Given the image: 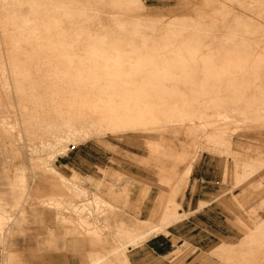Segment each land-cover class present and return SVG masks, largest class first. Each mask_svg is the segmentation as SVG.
<instances>
[{
  "label": "rangeland",
  "instance_id": "rangeland-1",
  "mask_svg": "<svg viewBox=\"0 0 264 264\" xmlns=\"http://www.w3.org/2000/svg\"><path fill=\"white\" fill-rule=\"evenodd\" d=\"M254 2L257 4L254 5ZM242 4L246 6L248 4L254 8L256 6L258 9L255 8L254 12L247 11L242 8L243 6L241 7ZM120 5L124 8H121L122 16H118L122 22H119L118 18L117 21L119 24L122 23L123 26L124 24L128 25L127 27L124 26L127 31L122 30L125 32L121 33L122 31H119L120 34L117 32L115 35L109 34L106 36L109 37L108 39L105 37L107 44L105 41L103 44H106V46L101 44L103 47L93 46L88 48L85 46L84 50L80 48V50H71L70 53H67L70 51L68 50L69 47L66 49L65 46L61 53H54L52 56L58 54L57 56L62 57L59 64L55 62L60 66L59 74L66 77L59 81L60 85L92 84V87L77 86L73 90L76 92L82 91L81 98L86 100L89 97H94L86 93L92 91L93 88L98 93L95 96L96 99L98 98L102 102H110L114 97L107 94L102 85H110L119 90L122 89V85L129 82L113 79L103 81L101 79V84V80L98 81L97 79H72L71 77L75 75L96 76L99 73L106 76L116 75L115 71H106L97 67H78L79 60L73 59L78 55L89 56L90 62L99 65L105 61L109 62L116 59L119 56L117 54H122L125 46L123 54L130 55L131 60L134 61L132 62L127 58L125 63L127 64L128 61L135 65L138 63L137 69L132 68L129 65L130 62L127 65L132 69L134 76L140 74L136 78L140 76L142 79L135 80V83H138L140 87V89H137L144 92L140 98L143 101H154L156 104L155 119L147 122V130L142 128L120 133L110 131L111 129L107 125L82 127L81 130H83L84 135L83 133L76 134L77 136L72 135L69 139H72L71 141H74L75 145L70 146V149H68L65 142L56 141L54 138L56 134L50 130L54 134L52 135L45 125V127H40L33 124L29 129H25L22 119H20L18 99L11 92L12 100L9 103L5 96V88L7 90L9 87V90H14L16 86V90L17 87L18 89L24 87L23 89L31 91L29 93L24 90V93L21 90V96L25 94L24 97H31L30 94L33 92L31 95L34 97L30 99L39 98L44 87H40L37 85L39 83L36 84V82L38 80L40 82L42 75L44 78L47 67L46 69L42 68L45 69L42 72L41 67L43 64L41 65L42 62H40L39 66L41 67H38V69H41L40 72L43 74L38 71L35 72L39 73L40 77L34 73L38 78L34 79V75L28 77V80L29 78L33 79V82L29 83L30 80L25 82L20 78L21 76L17 78V75V80L14 79L18 81L20 78L22 81L19 80L16 83L15 80H12L13 77H10V68L4 62V58L2 64L5 65L6 71L2 69L3 66L0 64V91L5 96L3 97L5 101L1 102L5 105L1 106L0 104V213L5 217V233L3 236L5 235L6 239L5 247L1 248L2 251L7 249V252H9L8 250L13 247L19 250H27L23 259L28 264H33V260L39 259V257L44 258L45 255L50 253H69V256H74L73 250L62 245L64 240L70 243L71 241H79L80 243L83 242L85 249L90 250L89 252H85V250L81 252L82 264L91 263V260L95 257L94 252H99L98 261L105 259L100 264H124L123 256L127 255L129 248L144 243L154 235H169V228L174 223L176 224L187 218L190 214L183 210L182 204L190 176L188 180L184 177H182L183 179L178 177L186 167V164L178 163L176 172L179 174L173 177L171 173L174 166L173 162L168 156L160 154L167 152V150L164 147H152L150 143L161 141V128L166 124L167 127L174 129L178 125V127H182L183 124V127L185 125L190 126L192 120H196L197 123L211 120L210 115L215 113L212 106L218 103L220 110L226 111L218 117L220 118L221 127L228 131L226 143L218 146L212 145L213 143H209L206 141L207 139L205 140L201 129L194 130L191 135H189L190 133L184 135V130H182L175 139L170 133H166L164 143L170 145L174 139L178 149H180L181 143L186 139L188 141L195 140V142L201 141L200 145L197 143V149L194 150L196 152L195 162H198L203 155L220 157L223 162L225 160L224 182L233 181V186L238 187L236 192H231L232 206L236 213L231 221L236 229L233 233L235 239L231 242L218 241L217 247L211 251H202L192 246L188 241L179 242L176 239L173 251L168 256L169 264H246L247 262V264H256V259H262L259 264H264V229L259 227L264 221V43L258 49L245 48L240 44V39H237L238 41L226 39L225 37L229 36L226 33L211 32L215 29V24L212 25L214 22L225 21L227 23L230 20L235 22L236 19L240 23L241 18L248 17L253 18L258 23L261 22V29H264V24H262L264 23L262 2L257 0H138V2H132L131 8H128L129 10L124 6L123 1L120 2ZM20 6L22 7L21 4L16 5L15 0H0V53L3 56L4 51L7 49L6 44L3 43L5 36L11 38L14 42L19 39L21 45L24 44L25 47L29 48V50H24L25 52L34 51L40 55H38L39 57H42L43 52H40L37 45H33V47L35 46L38 50H32V45L30 47L26 42V39H28L26 38L27 34L22 35L21 33L22 26L27 25L30 21L23 22L25 19L23 16H26L30 11H27L29 9L27 6L25 9L27 14L19 11L18 18L23 19L16 22L17 25L13 24L14 8L20 9ZM229 11L232 14L236 13V15L233 14L236 18ZM256 11L257 14H255ZM261 11L263 12L261 13ZM124 12L126 15L123 14ZM28 15H30V12ZM195 21H202L203 24ZM32 22L30 23L32 24ZM136 23L139 26L135 25ZM195 23L196 25H194ZM191 25L203 29L199 31L200 29L195 27V30H192L197 32L195 35V33L189 31L192 28ZM204 25L208 27L210 25L208 29L211 30H206ZM4 27L7 28V31ZM179 27H183V29H179L178 32ZM165 29L168 31L166 32ZM170 29L171 31L172 29L177 31L174 34V30L170 32ZM186 30L188 33L185 32ZM263 32L264 30L255 36L264 40ZM177 33H179L178 36ZM93 38L95 37L88 39L92 41ZM120 38L121 40L126 38L125 42L120 41ZM186 38L188 39L186 40ZM146 39L149 42L147 46L145 45L147 43ZM144 40L146 41L145 44ZM119 41L125 44L120 45ZM134 42H136V45ZM167 43L169 45H165ZM172 43L176 45L170 47ZM143 45L146 47L143 48ZM132 49L138 52L142 50L143 54L146 53L140 55ZM132 53L136 55L133 56ZM102 55L110 58L104 60ZM136 56H139L140 59ZM132 57H136L138 61L132 59ZM183 57V60H179ZM186 57L191 58L187 60L188 62L185 65L183 61ZM193 57L195 58L192 59ZM80 61L87 64L89 62L84 59ZM143 62L145 64L141 66ZM72 63H77L76 67L74 65L73 68L68 69L71 65L73 66ZM139 63H141L140 66ZM127 65H124L123 70L128 68L129 73L131 70ZM21 67L23 66H18V69L23 70ZM50 69L52 70V68ZM51 70H49L50 75L53 74ZM127 71L125 70L126 73ZM5 73L6 75H3ZM262 74L263 76H261ZM50 75H45V83L53 80L49 77ZM48 77L49 81H47ZM19 82H25L22 88ZM53 82L55 83V81H52L51 84ZM49 84L48 86L44 84V86L52 88L53 85ZM58 89L65 90L62 87ZM66 89L70 90V88ZM133 89L135 88L133 87ZM34 92L36 95H34ZM28 93L29 95H27ZM26 98L28 99V97ZM42 98L45 99V96ZM54 98L62 101L67 100L65 96L60 95H56ZM184 100H188V109L183 110L182 113L172 112L173 107L181 106ZM28 101L31 102V100ZM18 115H20V120ZM171 118L178 121H175V123L169 121ZM181 120L184 122H181ZM212 120L215 119L212 118ZM7 121L12 122L14 127L12 125L8 126ZM176 123L178 125H174ZM253 123H256L258 127H247V125ZM65 131H62V133L67 135L68 132ZM84 131H87V133ZM64 147L65 149H63ZM62 149L67 152H63ZM63 156H65V161ZM68 161L72 163L70 167L65 165ZM236 173H239L240 176H236L238 175ZM161 180H164V182ZM175 189L176 193L173 192ZM162 195L164 198L161 197ZM170 196L171 198L175 196L172 199L174 204L171 205V202H168L169 204L166 202L163 206L172 207L171 209H173L176 204V208H179L178 212L183 213L179 218L180 220L173 221L156 232H149L151 231L150 228L141 229V234H144V237L131 244L130 239H127V232H130L136 226L141 227L145 221L158 217L161 198L165 202L169 201ZM50 229H57V231L55 230L57 237H59L57 247L49 242L50 235L53 237L56 235ZM94 232H98L102 237L101 244L96 242V247L93 244ZM248 233L253 237H247ZM242 243L246 244L244 248H248V245H250V249L253 247L254 251L251 255L253 258H247L246 262H244V259L247 255L243 253L244 251L233 253L226 250L228 248H239ZM257 244L262 249L258 248ZM80 245L82 246V243ZM128 245L130 247H127ZM223 247L225 248L221 252L218 251ZM216 250L219 252L218 254L213 252ZM119 254H121V257H119ZM74 259L76 261L77 256H74ZM127 261L128 264H131L128 255ZM75 264H80V262Z\"/></svg>",
  "mask_w": 264,
  "mask_h": 264
},
{
  "label": "bare ground",
  "instance_id": "bare-ground-1",
  "mask_svg": "<svg viewBox=\"0 0 264 264\" xmlns=\"http://www.w3.org/2000/svg\"><path fill=\"white\" fill-rule=\"evenodd\" d=\"M15 1H16V5H20L21 4L22 7L20 6L21 7V8L19 7L20 9L14 8L15 12L13 14V19L16 20V18H18V16L20 15L19 11L23 12V14H27L26 10H25L26 6L29 8L27 11L30 10L29 11L30 15H28L29 12H28V14L26 16L24 15L23 17H25V19L27 17V19L26 20L24 19L23 22L28 21V20H30V21H28L29 23L27 25H25V26L23 25L22 26L21 33H22V35L25 34V33L27 34L26 38H28V39H26V42H27L28 46L32 45V50L36 51V50H38L37 48H39L40 52H43L44 55L41 54L42 57H39L40 55L37 54L34 51L25 52L24 50H26V49L29 50V48L25 47L24 44L21 45L19 43V41H18L19 39L14 42V40H12L11 38L4 36L3 43L6 44L7 49L4 51L3 56L0 53V64L3 66V68L2 67L1 68L3 70L6 68V67L4 68L5 65L2 64V61L5 60L4 62L10 68V70H9L10 72L9 73L11 75L10 77H13L12 80H15V79L17 80V78L19 76H21L20 78H22V80H24L25 82H28L30 80L29 83L30 82L32 83L33 79L29 78V80H28L27 78L30 77V76L32 77L33 75L35 76V74L38 77H40L39 73H42L43 70H45L46 67H47V69L44 72L45 73L44 74V78L45 79L43 78V75L41 77L44 80L40 77V82L42 81L43 83L41 84L39 82V80H38V82H36V84L39 83L37 85H39L40 87L43 86L44 89H45V90L43 89V91H44L43 92L42 89L39 88V90L41 89L42 94H44V95H42L41 92H39L41 94V95L38 94V95H40L39 98L36 99V97H35L34 99H30V98L34 97V96L31 95V94H33V92L30 94L31 97L26 96V97H28V99L26 97H24L25 94H23V92H22L23 95L21 96V92H20L21 90L22 91H24V90L27 91L26 89H23L24 87L22 86L23 83H25V82H22V83L19 82V83H21L20 87L21 88L23 87L22 89L19 88L20 90L18 89V87H17V90H16L15 89L16 86H15L14 90L11 89L12 91L8 89L9 87L7 88V90L5 88V91H4L5 92V96H6V98H7L9 103L11 102L10 100H12L11 92L18 99V103L20 104V106H19L20 115H21L20 119H22V123H23V126L25 127V129L26 128L29 129L30 126L32 127L33 124L34 125L37 124V126H40V127H43L45 125L49 131L52 130V132H54V134H56L54 136L56 141H60L61 143L65 142L66 143L65 146L68 149H70V146H74L75 144H74V141H71L72 139L70 140L69 138L72 135L75 136L76 134L83 133V130H81L82 127L83 128L84 127H88L89 128V127H96L98 125H107L109 127V129H111L110 131L125 133V132H130V131H135V130H139V129H142V128H146L147 127V122L149 120L155 119V116H154L155 111L154 110H155L156 104H155L154 101H151V102L148 101V100L143 101L140 98V97L143 96L142 94H144V92L142 90H138V89H140L139 84L135 83V80L140 78V76L136 78V76H138L139 73L134 76L133 72H132V69H130V66L132 68H136L137 69L138 63L135 62L137 64L136 65L133 64L132 62H134V61L131 60L130 55L123 54L124 50H125L124 49L125 48L124 45H123L124 46L123 47V52L121 51L122 54L121 53L117 54L119 56L116 57V59H113V61L111 60L109 62L105 61L103 63H100L99 65H94L96 63L93 64L92 62H90L91 60L89 61V59H88L89 56L87 57V56H83V55H78L76 58L73 59V60H79V63H78L79 66L78 67H82V68L97 67L99 69H103V70H106V71L107 70L115 71L116 75L113 74V75L106 76V75H101V73H99V75L97 74L96 76H93V75H88V76L77 75L76 76L75 75V76L71 77L72 79H76V80H78V79L79 80H84V79L85 80H88V79H95L96 80L97 79L98 81L101 80V79L103 81L107 80V79H109V80L113 79V80H125V81L129 82V83H125L124 85H122V89H119V90L117 88H113V86H110V85H104V84L102 85L103 86V90H105L107 92V94H109V95H111V96H113L115 98V99L112 98V101H110V102H102L98 98L96 99L95 96L98 93L95 92L93 90V88H92V91H88L86 93L88 95H93L94 97H89L86 100H82V98H81V95H83L82 91L81 92H76L75 90H73L74 87H77V86H80V87H87V86L92 87L93 86L92 84H88L87 85V84L81 83V84H74V85L73 84H71V85L61 84L60 85V83H59V81H61L62 79L66 78L65 76H62V75L59 74L58 71L60 69V66L57 65V64H59V60L62 59V57L57 56V55L62 52L63 47L66 46L65 47L66 49H68L67 47H69L68 50H70V51L67 50L68 51L67 53H70L71 50H80V48L84 50L85 46L88 47V48L89 47H93V46H96V47L99 46L100 47L101 45L106 46V44H107L106 40L109 38V37L107 38L106 36H108L109 34L110 35L111 34L115 35V33H117V32L119 33V31L125 30V28L128 26V25L126 26L124 24V26H126V27H124L122 23H120V24L118 23V21L122 22L118 18L119 15L122 16V13H121L122 9L121 8H123V6L120 5V2L123 1L124 6L127 9L128 8L130 9L131 6H132V2H136V1L138 2V0H15ZM248 1H250V0H248ZM257 1H261L262 2V8H264V6H263L264 5V0H257ZM139 3L141 4V2H139ZM256 4L254 2V5H256ZM241 7L244 8L245 10H247V11H253V12H254V9L257 8L256 6H255V8L251 7L248 4H247V6L242 4ZM231 10H233V9H231ZM263 11H261V13ZM18 12H19V15H18ZM125 12L123 13L124 15H126ZM229 12L231 13V11H229ZM233 12H235V11H233ZM255 14H257V11H256ZM234 15H236V13ZM234 15H233V17L236 18V16H234ZM28 16H31V17H28ZM19 18H21V17H19ZM19 18L16 21L13 20V24H16V22H18L19 20L21 21L23 19V18H21V19H19ZM117 18H118V21H117ZM242 19H244L245 21L243 22ZM31 21H33L32 24L30 23ZM211 21H213V20H211ZM239 21H240V23H238L236 21V19H235V22L231 21V20L229 22H227V23L225 21H222L220 23L214 22V23H212V25L215 24L214 25L215 29H213V30L210 29V30H211V32L212 31L213 32H218V33L219 32H223V34L226 33L227 35H229V36L225 37L226 39H231V40L240 39L239 40L240 44L243 47L245 46V48H250V49H258V48H260L261 44L264 43V40L263 39H258L257 36H255V35H257V33L259 34L260 31L264 30V29H261L262 28L260 26L261 22L258 23V21L254 20L253 18H249V17L248 18H241ZM123 22L126 23L125 21H123ZM200 22L202 23V21H199V22H196V23H200ZM207 22H209V21H207ZM25 23H23V24H25ZM193 23H194V21L192 22V24ZM196 23L194 25H196ZM204 23H206V22L204 21ZM262 24H264V23H262ZM135 25H138V24L136 23ZM191 26H189V27H191ZM193 26H192L191 30L189 29V31L195 30L196 26H194V28H193ZM204 26L203 27L206 30L210 27V25H209V27L206 26V25H204ZM187 27H185V28H187ZM4 28H5V31H7V28L6 27H4ZM135 28H134V30H135ZM179 29H183V27L182 28L179 27L177 29L178 32H179ZM197 29H200V28L198 27ZM201 29H203V28H201ZM201 29L199 31H201ZM173 30H174L173 33L175 34V31H177V30L176 29H172V31ZM204 30H202V32H204ZM210 30L208 29V31H210ZM125 31H127V29ZM128 31H129V29H128ZM167 31L168 30H166V32ZM172 31L170 29V32H172ZM124 32L122 31L121 33H124ZM136 32H137V30H136ZM185 32H187V30ZM193 33H195V35L197 34V32H193ZM178 34L179 33H177V36H178ZM190 34H187V35H190ZM195 35L193 36L194 38H195ZM174 36H176V35H174ZM90 37H95V38H93L92 41H89L88 38H90ZM181 37L184 38L183 36H181ZM103 38H105V39L103 40ZM188 38H186V40ZM125 39L121 40V38H120V41L125 42ZM215 39H217V38H215ZM104 41L106 42V44H103V43H105ZM120 41H119V43H120ZM146 41H147V43L145 44ZM146 41L144 40L143 42L147 46V44L149 42H148L147 39H146ZM123 42L120 43V45L121 44H125ZM170 42H171V40H170ZM179 42L181 43L182 41H179ZM183 42H184V40H183ZM192 42H194V41H192ZM126 43L128 45V41ZM135 43L136 42H134V44ZM198 43H199V41H198ZM215 43H216V41H215ZM222 43H224V42H222ZM134 44H133V46H134ZM151 44H152V42H151ZM156 44H157V42H156ZM33 45H35V46L37 45V48L35 46L33 47ZM165 45H169V43H167ZM173 45H176V44L172 43V45H170V47H172ZM103 46H101V47H103ZM148 46H150V45H148ZM119 47H117V48H119ZM145 47L143 45V48H145ZM160 47H162V46H160ZM136 48L138 49L139 46L136 47ZM143 48H141V49L143 50ZM152 48H153V46H152ZM105 49H106V47H105ZM120 49H121V47H120ZM132 50H134V49H132ZM135 52H138V51H135ZM140 52H138L140 55H145V53H146L145 52L143 54V51H142V53H140ZM54 53H58V54L52 56ZM132 54H133V56L136 55L135 53H132ZM132 54H131V56H132ZM102 57H103L104 60H107L108 58H110L109 56H105V55H102ZM136 57H139V56H136ZM136 57H132V59H137ZM146 57H148V56H146ZM251 57L253 58L254 56H251ZM3 58H4V60H3ZM127 58H129L132 61L131 62V61L127 60L128 62L132 63V64L129 63L130 66L127 65L128 62H127V64L125 63V61H126L125 59H127ZM186 58H185V61H183L185 63V65L187 64L186 62H188L187 60L188 59L190 60L191 57L187 58V59ZM194 58L195 57H193L192 59H194ZM81 59L89 61L88 64L86 62L85 63H81L82 62V61H80ZM138 59H140V57ZM138 59L136 61H138ZM183 59H184V57L182 59L179 58V60H183ZM142 61H144V59H142ZM40 62H42L41 65L43 64L42 67L39 66ZM55 62H57V64ZM72 64H73V66L71 65L70 67H68V69L73 68L74 65L76 67L77 63H75V64L72 63ZM85 64H87V65H85ZM144 64H145V62H143V65H141V63H139V66L140 65L144 66ZM20 65L23 66V67H21L23 70L18 69V66H20ZM124 65L125 66L126 65L129 66V69L131 70L129 73H128V71H129L128 68L127 69L124 68V70H123ZM38 67H41V69L42 68H45V69H42V72H40L41 69H38ZM50 68H52V70ZM49 70L53 71L52 72L53 73L52 74L53 77H51L52 75H50V71ZM125 70L126 71L128 70L127 73L125 72ZM261 70H263V69H261ZM5 71H6V69H5ZM5 71H3V72H5ZM37 71L39 73H35ZM48 72H49V74H47ZM123 72H125V74H123ZM261 73H262V71H261ZM247 74L249 75V73H247ZM3 75H6V73L3 74ZM45 75L46 76L50 75L49 77L53 78V80L52 79H50V80L55 81V83L53 82L54 84L53 83L51 84L52 81H49V77L47 78L48 79L47 81H49L50 84H49V82L45 83V80H46V76ZM16 76H17V78H16ZM34 76H33V78L35 79L37 76H35V77ZM261 76H263V74ZM5 78H6V76H5ZM20 78L18 79V81L20 80ZM23 78H25L26 80L23 79ZM10 80H11V78H10ZM16 80H15V82L17 83L18 81H16ZM22 80H20V81H22ZM102 80L100 81L101 84H102ZM249 80H251V79H249ZM7 84H8V82H7ZM33 84H35V83H33ZM44 84H46L47 86H48V84L51 85V86L53 85V86H52V88H49L46 85L44 86ZM15 85H17V84H15ZM60 87L64 88L65 90L58 89ZM133 87L135 89H133ZM66 88H68V89L70 88L71 91L67 90ZM48 89H52V90L49 91ZM25 91H24V93H25ZM27 92L30 93L31 91H27ZM29 93L27 95H29ZM37 93H38V91H37ZM2 94H1V91H0V104H1V106H4L5 103L3 104L1 102L5 101V99L3 98L5 96H4V94L3 95ZM34 95H36V93ZM56 95H60V96H63V97L65 96V99H67V100H65V101L57 100V99L54 98ZM43 96H45V99L42 98ZM221 96H222V94H221ZM28 100H31V102H29ZM235 103H237V102H235ZM28 104H30L31 106H29ZM188 104H189L188 100H184L182 102L181 106L178 105V106L173 107L172 112L177 111L179 113L180 112L182 113L183 110H187L188 109L187 108V107H189V106H187ZM212 107L215 109L214 110L215 113L210 115L211 120L210 119L208 121L204 120V121H200L198 123H197L196 120H192V122L190 123V126H186L185 125L186 127L185 126L183 127L184 124L182 125V127H178L179 125L176 123L174 125H178V126L175 127L174 129H171V128L167 127L168 125L166 124L167 126L165 125L164 127L162 126L163 128H161V135H162L161 141L160 142L158 141L156 143L155 142L154 143H152V142L150 143V146H152V147H156V148L164 147L167 150V152L160 153V154L162 156H168L169 159L173 162L174 166H173L172 172H171L173 174V177H175L176 174H177V176L179 174V173L176 172L177 164L178 163H183V164H186V167L183 170V173L180 174L181 176L179 175L178 177H181V179H183L182 177H184V179L188 180L189 175H190V173H191V171L193 169V166L195 164V161H196V152L194 150L197 149L196 145L197 146H198V144L200 145V142H201V141L200 142H195V140H189L188 141L186 139V140H184L186 142L183 141V143H181L182 144L181 148L178 149L177 144H176L174 139L177 138V136L181 133L182 130H184V132H183L184 135L188 134V133H190L189 135H191L194 130L201 129L202 132L204 133L202 135L205 136V140L207 139L206 141H208L209 143H213L212 145H214V146L217 145L218 146L220 144L226 143V139H227L226 138L227 137L226 134H228V131L221 127V124L219 122L220 118H218L221 115H223L226 111L225 110H220V107H219L218 103L216 105L212 106ZM17 110H19V109H17ZM20 115H18V119H19ZM212 118L215 119V120H212ZM171 119L169 121H173L174 123H175V121L176 122L178 121V120L174 121L173 119L172 120ZM181 122H184V121L181 120ZM7 124H9L8 126H10V125H12V122H8L7 121ZM5 125L3 126V128L5 127ZM15 125H16V123H15ZM248 126L250 128L258 127L256 123L249 124V125H247V127ZM12 127H14V126L12 125ZM62 127H64V128L62 129ZM147 129L148 128H146L145 130H147ZM185 129H186V132H185ZM64 130H66L68 132L67 135L62 133V131H64ZM52 132H51V134H52ZM84 132L87 133V131H84ZM93 132H95V131L93 130ZM166 133H170V135H172L174 137L173 143L170 144V145L166 144L167 146L164 143V141H165V136L164 135ZM54 134H52V135H54ZM83 135H84V133H83ZM181 142H182V140H181ZM62 145H64V144H62ZM63 149H65V147ZM63 149H62V151H63ZM64 151H66V150H64ZM237 166H238V164H237ZM55 172H56V170H55ZM120 173H122V172H120ZM236 174H238L236 176H240L239 173H236ZM162 182H164V180ZM171 186H173V185H171ZM173 192L176 193V189ZM161 197L164 198L163 195ZM162 198H161V201H160L161 205H160V210H159L160 213H158V217H154L150 221H145V222L142 223L141 227L136 226L133 229H131L130 232H127V234H128L127 239H130V243L131 244L135 243L138 240H141L144 237V234H141V229H147V228L149 229L150 228L151 231H149V232H153V231L156 232L157 230L163 229L165 227V225L167 226V224H170L171 222L176 221L179 218H181L183 213H179L178 212L179 208H176V204L174 205L175 207L173 209H171L172 207L167 208L168 206L167 207L163 206L164 203H166V202L167 203L171 202V205H172V203L174 204V202L172 201L173 198H171V196H170L169 197V201H165V202L163 201L164 199H162ZM170 198H171V200H170ZM2 212H4V211H2ZM263 223H264V221H263ZM263 223H261V225H264ZM4 224H5V217L2 216L1 213H0V230H1V232H5ZM147 226H150V227H147ZM262 227L264 229V226H262ZM161 232H162V230H161ZM146 234H145V236H146ZM248 236L249 237H253V235H251L250 233L248 234ZM93 237L95 238V244H96V242H97V244H101L102 237H101L100 234H98V232H94ZM258 244H257V247L262 249V247L258 246ZM244 246H243V248H244ZM248 246L249 247L244 249V250L241 247V250L244 251L243 253H245L247 255L246 258L244 259L245 260L244 262H246L247 258H251V257L253 258V256H251V255H253L252 252H254L253 251V247H252V249H250V245H248ZM224 248L225 247L220 248V252ZM216 251H214V252H216ZM218 251H219V249H218ZM230 251L235 253V250H233V249L230 250ZM120 252H122V251H120ZM239 253H240V251H239ZM119 255H120L119 257H121V254H119ZM123 257H124L123 258V263L124 264H128L127 255L125 254ZM99 263H100V261H98V258L94 257L93 260H92V264H99Z\"/></svg>",
  "mask_w": 264,
  "mask_h": 264
},
{
  "label": "crops",
  "instance_id": "crops-1",
  "mask_svg": "<svg viewBox=\"0 0 264 264\" xmlns=\"http://www.w3.org/2000/svg\"><path fill=\"white\" fill-rule=\"evenodd\" d=\"M65 156H63L64 161ZM71 164L72 163L68 161L65 165L70 167ZM190 174L189 182L182 200L183 210L186 213H190L189 216L172 225L169 228V235H154L144 243L129 248L127 255L131 264H169L170 260L168 256L173 251L174 241L176 239L179 242L188 241L192 246L202 251H211L217 247L218 241L226 240L227 242H231L235 239L233 233L236 229L231 221L236 213L232 206L231 192H236L238 187L233 186V181L224 182L225 160L223 162L220 157L203 155L198 162H195ZM260 226L263 229L262 226L264 225L260 224ZM50 230L51 232L57 231V229ZM4 233L5 232H1L0 230V263L28 264V262L23 259L27 250H19L13 247L8 250L9 252H7V249L2 251L1 248L5 247L6 241L5 235L3 236ZM248 234L247 237L250 236H248ZM58 238L57 233L54 237L50 235L49 242L51 245L57 247ZM68 242L69 241L64 240L62 246L74 251V256L78 258L76 261L74 256H69V253H50L45 255L44 258L39 257V259L33 260L32 263L75 264L76 262H80V264H82L81 252L84 250L85 252H89L90 250L83 247V242H81L82 246L79 241ZM93 244L96 247L94 237ZM242 244L246 246V244ZM243 245L241 247L244 250L246 248H243ZM128 247L130 246L128 245ZM241 247H239V249H229H233L235 253H239V251H242ZM98 253L94 252L95 258L100 256ZM214 253L218 254L219 252L216 251ZM4 254L6 255L4 256ZM92 260L89 264H92ZM103 260H101L100 263ZM259 260L261 261V259H256V264L260 262Z\"/></svg>",
  "mask_w": 264,
  "mask_h": 264
}]
</instances>
